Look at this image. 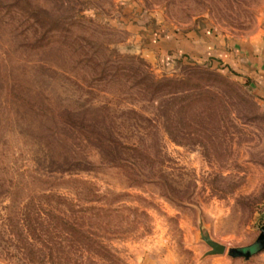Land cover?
<instances>
[{"label": "rangeland", "instance_id": "rangeland-1", "mask_svg": "<svg viewBox=\"0 0 264 264\" xmlns=\"http://www.w3.org/2000/svg\"><path fill=\"white\" fill-rule=\"evenodd\" d=\"M199 29L264 36V0H0V264H264L203 256L200 225L236 248L264 225V101L149 44Z\"/></svg>", "mask_w": 264, "mask_h": 264}, {"label": "crops", "instance_id": "crops-1", "mask_svg": "<svg viewBox=\"0 0 264 264\" xmlns=\"http://www.w3.org/2000/svg\"><path fill=\"white\" fill-rule=\"evenodd\" d=\"M149 44L161 59L174 57L186 62L209 61L229 67L247 79L264 101V36L230 39L210 30L199 29L190 33L168 32Z\"/></svg>", "mask_w": 264, "mask_h": 264}, {"label": "trees", "instance_id": "trees-1", "mask_svg": "<svg viewBox=\"0 0 264 264\" xmlns=\"http://www.w3.org/2000/svg\"><path fill=\"white\" fill-rule=\"evenodd\" d=\"M227 70L238 74L240 76V74L234 70H232L229 67H226ZM247 80V79H246ZM248 81V80H247ZM71 181H75L78 182L79 184H81L83 187H89L91 186V183L88 182L85 179H78V178H71ZM93 194L96 196L95 191H93ZM53 196L55 197V202L61 206L64 207V211L62 209V213L65 215V213H70L72 215H74L75 217H79L76 216L75 214H77L78 212L82 211V207L79 206L78 203H76L75 200L67 197L64 194L58 193V192H54ZM88 208L90 209H96L99 207H94V206H89ZM58 222H60V224H62V228L59 227V233L61 234V231L64 232V236L63 238L65 239H70V240H75L78 241L81 244H87L89 247L90 246H94V248L98 249H102L103 248V244L97 240L96 238H93L92 235L90 233L87 232V230L83 227L82 223L78 222V220L76 219L75 221H70L68 218L64 217L63 215L60 214H53L52 215ZM55 230L58 231V225L54 226ZM61 236V237H62ZM59 237V236H58ZM60 238V237H59ZM56 255H59L58 253L60 252L59 250L56 251ZM66 254L68 255V251H66ZM80 264V263H78Z\"/></svg>", "mask_w": 264, "mask_h": 264}, {"label": "water", "instance_id": "water-1", "mask_svg": "<svg viewBox=\"0 0 264 264\" xmlns=\"http://www.w3.org/2000/svg\"><path fill=\"white\" fill-rule=\"evenodd\" d=\"M199 238L209 247L207 251L203 254V256L208 255H221L227 252L230 257H243L245 259L249 258L254 252L260 251L264 249V225L260 227L259 234L255 241L245 247V248H236V247H227L225 244L220 243L214 240L207 230H205L201 225L199 226ZM258 244V248L255 251H251L248 248L251 246Z\"/></svg>", "mask_w": 264, "mask_h": 264}]
</instances>
